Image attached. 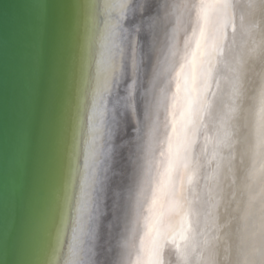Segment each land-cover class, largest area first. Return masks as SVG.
I'll return each mask as SVG.
<instances>
[{"label":"bare ground","instance_id":"6f19581e","mask_svg":"<svg viewBox=\"0 0 264 264\" xmlns=\"http://www.w3.org/2000/svg\"><path fill=\"white\" fill-rule=\"evenodd\" d=\"M69 1L24 264H264V0Z\"/></svg>","mask_w":264,"mask_h":264},{"label":"water","instance_id":"95a60500","mask_svg":"<svg viewBox=\"0 0 264 264\" xmlns=\"http://www.w3.org/2000/svg\"><path fill=\"white\" fill-rule=\"evenodd\" d=\"M70 9L69 0H0V264H24L44 196L56 69ZM170 41L169 34L166 58ZM138 184L134 213L145 203V184Z\"/></svg>","mask_w":264,"mask_h":264},{"label":"snow or ice","instance_id":"6c2138e0","mask_svg":"<svg viewBox=\"0 0 264 264\" xmlns=\"http://www.w3.org/2000/svg\"><path fill=\"white\" fill-rule=\"evenodd\" d=\"M186 47H187V42H186Z\"/></svg>","mask_w":264,"mask_h":264}]
</instances>
